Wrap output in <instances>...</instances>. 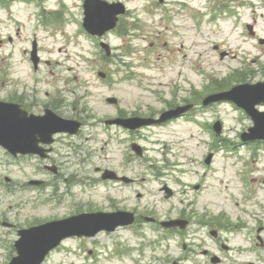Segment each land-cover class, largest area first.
Here are the masks:
<instances>
[{
    "label": "rangeland",
    "instance_id": "obj_1",
    "mask_svg": "<svg viewBox=\"0 0 264 264\" xmlns=\"http://www.w3.org/2000/svg\"><path fill=\"white\" fill-rule=\"evenodd\" d=\"M43 1L46 2L44 4L46 17L50 19L53 14L48 13L56 12L59 4H56L55 0ZM108 1L121 2L127 7L129 14L124 24L127 29L140 27L143 29V34L147 33L143 39H139L137 32L131 31L135 37L133 39L125 37L124 41L120 37L109 36L108 43L113 48L115 56L111 63L103 62L104 64L100 65L101 58H98V61L94 60L93 44L85 35H74L75 43L68 44L67 40L64 43L61 39L60 32H57L54 37H52L53 32L50 33V31L37 32V55L41 60V65L37 70L36 78L54 79L58 77L57 87L53 85L58 90L56 99L61 102L57 103V106H60L57 112H69L66 116L71 117V113L76 110L77 116L95 125L93 129H86L81 135L82 138H87L88 143L76 140L73 146L67 138L57 141L51 163L59 167V174L54 177L42 171L43 162L39 159H15L2 155L0 151V264L9 262L10 258L7 261L6 259L8 250L10 254V248L11 256H15L13 243L17 240V231L34 226L36 223L66 217L74 212L76 205H79L81 209L87 208L88 205L95 209H105L108 205L105 202L107 193L104 189H99L100 196L97 200L82 191L81 187L87 189L92 187V181L98 177L94 170L99 169L101 172L104 169H113L120 172L121 164L130 157L136 156L132 155L129 149L124 150V147L117 144L115 140L104 145L103 142L107 140V136L101 133L99 119L113 118L120 111L131 114L135 112V107L137 109V104L143 105L141 112H146L148 106L157 108V112L164 109L163 105L145 99L141 91L134 85H130L129 78L126 79L128 73L142 77L149 85L147 86L149 89L157 87V90L163 92V97L167 101L174 100L172 89L181 77H186L188 80L187 85L179 82L181 88L189 90L192 87L201 94L214 88L217 89V85H219L218 89L222 90L238 84L239 81L235 79L244 68L247 69L248 84L264 79V46L258 45L255 39L249 38L245 28L246 25H251L256 36L264 39V0H181L186 6V15L181 17L175 16L176 10H182L178 0H164L165 6H160L157 0L156 17L145 14L152 10L143 11L144 5L150 6V4L147 5L149 0ZM152 1L153 4L156 3V0ZM63 2L67 12L64 11L66 12L64 14L66 24L61 31L73 36L81 29L75 26H77L76 22L82 20V10L79 8L82 0H63ZM30 8L19 2L11 3L5 9L0 6V99L7 98L14 89L19 92L24 90L28 95H32V90H35L39 101L44 100L46 95L42 90L48 92V101L55 96V88H51L45 82H41L39 87L38 84L33 87L28 55L22 56V52H28L30 49L29 27L33 12ZM163 9L166 12H163ZM72 12L77 14L74 16L76 22L69 17ZM201 13L203 16L200 15ZM168 15L172 17L167 22ZM212 16L215 19L210 22L209 18ZM199 17H201L200 22L197 20ZM181 21H187V34H183V39L171 37V32L177 30L173 28V25L176 26ZM136 22L138 24L134 25ZM165 27L168 28V32L164 31ZM154 30L163 33H160V38H157V50L154 49L151 52L149 48L150 43L154 42ZM180 33L182 34L181 31ZM165 43L167 46H164ZM125 45L126 48H131L126 56L121 50L125 48ZM134 49L137 50L134 51ZM221 53H225L226 56L220 59ZM124 63L128 65L125 66ZM98 67L114 72L113 78H116V83L110 89L104 88L101 85L103 82L96 79L95 70H98ZM49 69H51L52 77L49 76ZM236 69L238 70L235 71ZM232 75L234 78L231 80ZM144 93L148 98H154V95ZM184 95L185 92L181 91L175 99L180 100ZM107 97H115L118 100L119 110L105 103ZM213 107L215 112L210 109L203 110L205 118L211 121V124L216 121L221 122L227 138L237 141L236 134L246 131L245 127L250 122L245 119V124L241 123L238 112L226 103L216 104ZM263 109L260 107L259 110L263 111ZM153 133L154 137L166 142L165 149L161 147V144L156 147L164 153L172 151L187 154L189 158L200 159L205 152V146L198 145L193 137H188L189 134L198 137V131L180 119L170 128L154 129ZM203 135L208 141L209 137L206 134ZM126 136L124 134V137ZM179 139H182V142L177 143ZM137 143L147 152L154 147L147 141ZM147 156L149 160H154L148 163L152 164L158 162L160 154L148 152L144 159L145 162H147ZM67 161L70 162L68 165H66ZM18 164H21V169L17 166ZM158 164L161 165V163ZM256 167L258 171L253 176H258L260 182L264 179V159H259ZM252 168L253 173L254 165ZM235 175L234 170L220 156H216L211 174L207 177L209 187L197 197L198 202L193 212L199 213L200 216L205 210L213 216L226 212L233 223L238 221L237 217L243 218L241 222H250L247 215L238 213L237 209L231 205L228 196L229 193L237 194L240 190ZM5 178H8L10 183H7ZM185 178L188 182H195L190 173H187ZM70 179L78 183L72 187ZM30 180H43L45 187H36V190L31 191V187L27 185ZM166 183L181 195L177 196L174 202L177 203L178 210H184L183 212L188 215V204L193 202V194L189 191L181 194L179 188L167 180ZM150 185L157 191L155 183H150ZM54 186L55 190H53ZM148 188L145 189L148 191ZM146 190L143 193L142 204L147 208L155 207L154 218L157 219V209L163 215L169 205L161 200L158 194L156 198L152 197L154 194L147 195ZM257 190L260 200L263 193ZM128 192L117 190L109 194L113 196L114 203L121 204L120 202L128 195ZM133 203L132 197L128 208L132 207ZM254 210L257 213L261 212L258 207ZM172 215L175 217L177 213L173 211ZM7 224L13 225V228L6 227ZM188 231L189 229L185 234L177 236L175 232L167 234L164 231H157L154 233L149 229H143L136 235L130 230H119L111 234L100 235L94 240H80L79 242L73 240L65 243L66 247L76 250L79 256H72L73 254L68 256L62 252L54 253L45 264H83L84 261L87 264H134L130 262V257L137 258L139 264H171L173 261L179 264L206 262V259L200 255L203 248L200 245L194 248L189 245L193 238L196 244L202 242L200 237L196 238L187 234ZM260 234L264 238V222ZM163 235L167 238L166 241L161 238ZM225 237L233 247L249 248L245 232L235 236L226 234ZM205 240V247L219 255L213 244L208 239L205 238ZM150 243H155V245ZM183 245L186 246V250H183ZM151 248L154 249L153 252ZM91 250L93 253L88 256ZM229 253H231L229 256L234 255L232 251ZM235 256L243 264L251 262L257 264L252 252L236 253ZM206 263L209 264V262Z\"/></svg>",
    "mask_w": 264,
    "mask_h": 264
},
{
    "label": "water",
    "instance_id": "obj_2",
    "mask_svg": "<svg viewBox=\"0 0 264 264\" xmlns=\"http://www.w3.org/2000/svg\"><path fill=\"white\" fill-rule=\"evenodd\" d=\"M93 1L97 4H100L99 2L95 0H89ZM89 1L87 4H85V19H84V26L87 27L90 31L96 30L99 31V27L97 25H93L96 21L92 18V13L89 6ZM102 9V5H100ZM106 8H104L103 14H105ZM108 21V20H107ZM106 21V22H107ZM106 29L109 27V23H105L104 26ZM1 106V105H0ZM21 122L22 125H27L31 122H25L23 124V121L20 120V118L16 115L15 111L8 106H1L0 107V146H3L10 152H14L15 150L26 152H38L33 151L32 149H35V146L39 142H46V138L49 137L50 131L54 130L57 124H52L51 129L47 127V124H44L42 122L36 123L35 127H33V130H38L31 140H26V142L29 141V144L22 145V142H24L21 137L19 136L16 127ZM43 128V130H40ZM39 136V140L36 139V137ZM25 147V148H23ZM88 222H90V219H87ZM33 232V231H32ZM36 232H40V230H37ZM30 232H27L28 234ZM36 248H40V253L36 254L35 250ZM49 249V246L39 239H34V244H30L27 249L18 247L19 257L16 260H13L11 264H37L41 261L42 255H45L47 250ZM34 255V256H31Z\"/></svg>",
    "mask_w": 264,
    "mask_h": 264
}]
</instances>
